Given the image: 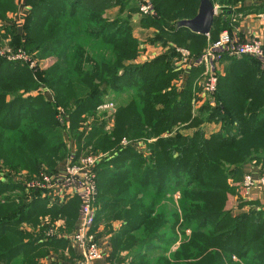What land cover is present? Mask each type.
Returning <instances> with one entry per match:
<instances>
[{"label":"trees","instance_id":"trees-1","mask_svg":"<svg viewBox=\"0 0 264 264\" xmlns=\"http://www.w3.org/2000/svg\"><path fill=\"white\" fill-rule=\"evenodd\" d=\"M22 1L21 8L28 10L24 25H9L0 36L10 37L13 50L22 49L39 62L31 68L0 56V264H40L50 244L42 249L43 244L30 239L32 232L24 236L20 226L34 221L52 243L55 237L45 233L54 217L65 213L63 207L48 205L44 190L29 186L38 175H5L1 169L38 174L42 164L52 171L64 167L67 148L60 120L70 123L80 143L78 124L106 96L122 94L131 100L119 103L113 131L105 132L104 122L86 138L96 150L111 151L97 168V200L111 206V219L125 222L111 237L112 258L121 255V264H264V194L262 200L227 209L231 182L243 181L253 173L251 166L264 168L260 61L224 57L213 102L206 100L193 116L204 66L181 75L176 47L136 63L140 42L134 30H156L152 45L174 44L200 57L208 36L177 27L180 20L196 16L200 0ZM143 1L151 4L153 14L141 13ZM212 1L216 5L223 0ZM230 1L240 11L248 3ZM16 8L15 0H0V18ZM114 8L117 14L107 16ZM232 11L224 8L217 14L211 41L223 29H232L227 18ZM42 59L52 63L41 70ZM176 79H182L181 86L172 84ZM35 90L39 93L28 94ZM58 105L64 110L61 119ZM212 122L220 129L207 134L204 125ZM178 125L194 132L173 133ZM126 137L129 144L122 146ZM71 155L80 157L74 149ZM163 199L168 204L161 207ZM154 254L158 256L152 262L149 256Z\"/></svg>","mask_w":264,"mask_h":264},{"label":"built area","instance_id":"built-area-1","mask_svg":"<svg viewBox=\"0 0 264 264\" xmlns=\"http://www.w3.org/2000/svg\"><path fill=\"white\" fill-rule=\"evenodd\" d=\"M140 10L143 14H153V7L146 1L141 3ZM176 50L179 53L177 62L179 67L204 66L203 84L201 83L203 87L199 99L194 101L196 106L206 100L213 102L224 57L238 59L244 56L255 57L260 61L261 68L264 70V42L250 34L243 37L238 32L224 30L217 40L210 42L200 57H194L185 48L177 47ZM21 58H24L21 54L9 57V59L22 61ZM36 66L34 61L30 62L31 68H36ZM103 106L107 110H114L113 103H106ZM128 144L129 140H123V146ZM71 157L65 163L63 173L41 174L33 179L29 186L44 190L51 202L66 201L73 197L79 198L78 225L71 236V241L79 248L80 257L67 264H94L96 260L108 257L112 250L111 237L99 234L96 227L99 194L97 168L101 161L107 158V154L88 155L78 160H74L72 155ZM242 192L245 198H251L255 193L264 192V168L258 176L252 173L245 174ZM57 228V224L54 223L45 235L54 238L58 235Z\"/></svg>","mask_w":264,"mask_h":264},{"label":"crops","instance_id":"crops-1","mask_svg":"<svg viewBox=\"0 0 264 264\" xmlns=\"http://www.w3.org/2000/svg\"><path fill=\"white\" fill-rule=\"evenodd\" d=\"M240 6L233 9V11L228 14L227 18L231 20V28L230 31L238 32L241 36L245 37L247 35H254L258 37L260 40L264 42V0L259 2L249 1L245 5V10L240 11ZM239 10V11H237ZM28 10L20 9V14L18 17H25ZM229 30V29H228ZM156 30L150 29V30H140L139 27L135 28V35L138 37V39L141 41V43L145 44L146 51L142 53L141 55V61H135L136 63H145L149 62L154 57L160 55L161 53L166 52L170 47H178L174 44H168V45H152L147 41V39H150L153 37V35L156 33ZM209 39V44L211 42L209 34L206 35ZM208 44V46H209ZM172 45V46H171ZM207 46V47H208ZM206 49V48H205ZM204 49V50H205ZM251 57V56H250ZM177 66V62H176ZM197 67V66H196ZM196 67L188 66V67H179L181 69V75L190 74L193 69H196ZM199 67V66H198ZM225 64H221L220 72L221 74L224 73ZM264 71V70H263ZM180 75V76H181ZM182 83V79H180ZM196 83L193 86V89L196 87ZM201 83V82H200ZM198 86L199 82H198ZM184 88V87H183ZM180 87V89H183ZM194 101V99H193ZM192 101V113L194 114V109H198L201 107V102L199 106H196L195 103ZM204 129L207 134H212L214 132H217L220 129V124L218 123H207L204 125ZM64 167H59L57 170L53 173L61 174L64 172ZM252 174L255 176H258L262 173V168L260 166L255 167L251 166ZM263 193H255L252 197L259 198L262 200ZM51 199H49V206H60L63 207L65 213L64 215H57L55 216V224L58 225V235L57 237L52 240V243H48V240L44 238L43 235L40 236L42 238L38 244H50L51 249L49 255L46 254V256L42 257V262L44 264H51V262H54V260H57L58 264H63V261H69V260H76L80 257V250L77 247V245L71 241V236L73 232L75 231L77 225H78V214L80 209V200L78 197L70 198L66 201L60 200L51 202ZM99 202V201H98ZM98 207V213H97V223L96 227L99 231V234H102L106 237H112V235L115 232H118L125 222L121 219H111L109 215L111 214V206H106V203L101 201L97 203ZM69 212V213H68ZM62 213V212H60ZM46 216V217H45ZM44 217H40L41 222L45 219H49L51 215H45ZM39 220V222H40ZM39 226V225H38ZM36 226V227H38ZM111 230V231H110ZM44 233V230L42 231ZM112 253V252H111ZM58 254V255H57ZM69 254L70 256H67ZM122 254V253H121ZM112 255V254H111ZM67 256V257H66ZM119 255V259H120ZM65 257V258H62ZM94 264H112L111 259L108 257H105L103 259L96 260Z\"/></svg>","mask_w":264,"mask_h":264},{"label":"rangeland","instance_id":"rangeland-1","mask_svg":"<svg viewBox=\"0 0 264 264\" xmlns=\"http://www.w3.org/2000/svg\"><path fill=\"white\" fill-rule=\"evenodd\" d=\"M250 1H254V2H258V0H250ZM262 1V0H261ZM16 4H17V8L15 9V11H10L7 13V16H6V19H1L0 18V33H6V27L9 26V25H16V28L18 27H21L24 25L25 23V17H18L19 14H20V9H21V6L23 4V1L22 0H15ZM247 2H249V0H247ZM217 7V11L218 13L224 9V8H230V7H233V9L237 8L238 6H234L230 0H223L222 2L218 1V3L215 5ZM117 14V8H114V9H110L107 13V16L113 18L115 15ZM14 25V26H15ZM140 30H142L143 28L142 27H139ZM144 30H150V29H144ZM224 30H228L227 28L226 29H223L222 31ZM221 31V32H222ZM134 34H135V30H134ZM221 34V33H220ZM136 36V35H135ZM220 36V35H219ZM138 38V37H137ZM139 40V39H138ZM150 39H147V41H149ZM140 42V46H139V56L137 58V60L141 61V55L143 52L146 51V47L144 46L145 44L141 43V41L139 40ZM12 45H11V40H10V37H3V36H0V56H4L6 57L7 59H9V57H16L18 54H21L24 58H21L22 59V62L26 63V64H29L30 66V62L31 61H34L35 64L37 65L38 64V60H37V63H36V60L31 56V54L27 53L26 51L22 50V49H19V50H13L12 49ZM177 48V47H176ZM180 48H184V47H180ZM207 48V47H206ZM187 49V48H185ZM188 50V49H187ZM12 55H15V56H12ZM9 60H14V59H9ZM136 60V61H137ZM52 63L51 59H46V60H41V64H40V67H41V70L42 69H45L47 68L50 64ZM37 71V70H35ZM42 83V82H40ZM43 84V83H42ZM172 84L176 87H179L181 86V81L180 79H176L172 82ZM48 89L47 91L50 92L51 94L53 93L51 91V88L46 86ZM42 88V87H41ZM40 90V89H39ZM42 92H43V88H42ZM39 93L38 90H35V91H32L31 93H28V94H37ZM27 95V94H26ZM127 101V100H131V95H128V94H122L120 96H118L117 98L112 95V96H106L105 100L99 105L97 106L96 110L94 113L90 114V115H86L85 117V120L83 119L79 124H78V127H77V133L78 134H81L83 136V140H81L80 143L77 142V140L75 139V137H73V133H72V130H71V127H70V123H64L62 121V116L64 114V110L62 108L61 105H58V109L59 111L61 112L60 114H58V118H60V122H61V128H63L64 130V134H65V137L63 136L64 138V142H65V145H66V148H67V153L65 155V160L66 162L69 160V158H72L71 157V154H72V150L74 149V152L76 153V151L79 152V155L80 157L79 158H82V157H85V156H88V155H94V153H100V154H107V155H110L111 151H102V150H96L93 145H87V137L89 135V133H91L92 131V128L94 126H100L102 128V124L104 122H106V125H105V128H104V131L105 132H112L114 127H115V117H116V111H117V107L119 105V103L121 101ZM106 103H113L114 104V110H107L104 108V104ZM194 111L196 112L197 109H194ZM196 114H193V116H195ZM88 118V119H87ZM88 120V121H87ZM90 123V125L87 127L85 126L86 123ZM185 126H181V125H178L175 127V129L173 130V133L177 132V130H183V131H187L188 133H193L194 130L193 129H186L184 128ZM181 131V132H183ZM108 135V134H106ZM128 140L129 138H123L122 141H121V145H122V142L123 140ZM120 145V146H121ZM123 146V145H122ZM99 154V155H100ZM78 158V159H79ZM54 159H52L51 161H53ZM3 171V173L5 175H16V176H19V175H22V176H33V175H38V176H41V174H44V173H52V172H55L56 170L52 171L51 168L46 165V164H42L38 171L39 173L38 174H32V172L30 170H25V169H14V168H3L1 169ZM18 173L16 174L15 172ZM238 179H234L232 182H231V185L233 186V192L228 194V201H227V209H233V207H238L240 206V204L242 202H245L246 200H257L256 197H251V198H245L244 195H243V192H242V184H243V181H237ZM241 185V187H240ZM49 198V196H47ZM148 195L146 196L145 199H148ZM176 200L179 199V194L176 193L175 194V197H174ZM161 200V199H160ZM148 201V200H146ZM168 204V202L166 200H162L160 201V205L161 207H163L164 205L162 204ZM37 224L32 221V222H23L20 226V229L22 230L23 232V235L24 236H28V231L30 230L32 232V235L30 237L31 240H33L34 242L36 241L37 243L42 239L40 238V236L42 235V233H40V227H36ZM58 226V225H57ZM57 230V234H58V228L56 229ZM37 231V233H36ZM43 231V230H42ZM111 231V230H110ZM188 234L190 233L189 230L187 231ZM57 236H55L56 238ZM27 238V237H26ZM47 245V244H46ZM48 246V245H47ZM176 246H178V244H176ZM42 249L45 248V245L43 244L42 246H40ZM38 248H39V245H38ZM58 255V254H57ZM67 256H70L69 254H67ZM66 256V257H67ZM157 254H154V255H150L149 258L152 259V262H154V260L157 258ZM62 258H65V257H62ZM116 259H113L112 258V255L110 256V259H111V262L112 264H121V259H117V257H115ZM119 258V257H118ZM235 259V261H237V257H233ZM27 258H25V260L23 261H26ZM75 260H69V261H63L64 263L63 264H67V263H72L74 262ZM40 264H44L42 262V259L40 258L39 260ZM15 264H18L15 263ZM127 264V263H125Z\"/></svg>","mask_w":264,"mask_h":264},{"label":"water","instance_id":"water-1","mask_svg":"<svg viewBox=\"0 0 264 264\" xmlns=\"http://www.w3.org/2000/svg\"><path fill=\"white\" fill-rule=\"evenodd\" d=\"M217 14V7L212 0H200L196 16L191 19L180 20L177 27H185L192 32L208 35L213 28Z\"/></svg>","mask_w":264,"mask_h":264}]
</instances>
